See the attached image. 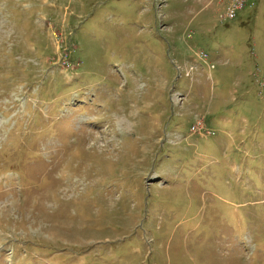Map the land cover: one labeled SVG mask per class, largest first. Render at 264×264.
<instances>
[{
  "label": "rangeland",
  "instance_id": "obj_1",
  "mask_svg": "<svg viewBox=\"0 0 264 264\" xmlns=\"http://www.w3.org/2000/svg\"><path fill=\"white\" fill-rule=\"evenodd\" d=\"M230 1L0 0V264H264V0Z\"/></svg>",
  "mask_w": 264,
  "mask_h": 264
},
{
  "label": "built area",
  "instance_id": "obj_2",
  "mask_svg": "<svg viewBox=\"0 0 264 264\" xmlns=\"http://www.w3.org/2000/svg\"><path fill=\"white\" fill-rule=\"evenodd\" d=\"M250 4L249 0H231L228 7H227V11H226V17L227 18H233L237 15L238 11L243 9L246 5ZM225 18V17H224ZM197 124V125H193L192 129L194 131H200L202 129V127Z\"/></svg>",
  "mask_w": 264,
  "mask_h": 264
},
{
  "label": "trees",
  "instance_id": "obj_3",
  "mask_svg": "<svg viewBox=\"0 0 264 264\" xmlns=\"http://www.w3.org/2000/svg\"><path fill=\"white\" fill-rule=\"evenodd\" d=\"M250 1V0H249Z\"/></svg>",
  "mask_w": 264,
  "mask_h": 264
}]
</instances>
